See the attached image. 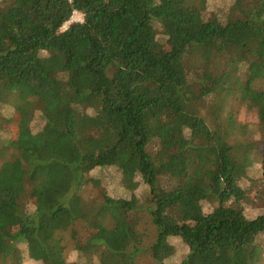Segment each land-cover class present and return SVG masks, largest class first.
<instances>
[{
    "label": "trees",
    "instance_id": "1",
    "mask_svg": "<svg viewBox=\"0 0 264 264\" xmlns=\"http://www.w3.org/2000/svg\"><path fill=\"white\" fill-rule=\"evenodd\" d=\"M147 258L264 264V0H0V264Z\"/></svg>",
    "mask_w": 264,
    "mask_h": 264
},
{
    "label": "rangeland",
    "instance_id": "2",
    "mask_svg": "<svg viewBox=\"0 0 264 264\" xmlns=\"http://www.w3.org/2000/svg\"><path fill=\"white\" fill-rule=\"evenodd\" d=\"M239 118H240V120H242L246 123H254L257 120L255 113L249 111L248 109H242L240 114H239ZM105 232H104L105 234H103V238L110 240L109 233H107V230ZM110 242L112 243V245L115 248H118V243L117 244L113 243L111 240H110ZM140 264H155V263L152 260H150V258H147L146 260L141 261Z\"/></svg>",
    "mask_w": 264,
    "mask_h": 264
},
{
    "label": "built area",
    "instance_id": "3",
    "mask_svg": "<svg viewBox=\"0 0 264 264\" xmlns=\"http://www.w3.org/2000/svg\"><path fill=\"white\" fill-rule=\"evenodd\" d=\"M83 21V14L78 11H75L69 21L61 29L58 30V35L61 36L69 28L70 25L83 23Z\"/></svg>",
    "mask_w": 264,
    "mask_h": 264
}]
</instances>
